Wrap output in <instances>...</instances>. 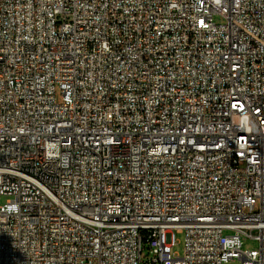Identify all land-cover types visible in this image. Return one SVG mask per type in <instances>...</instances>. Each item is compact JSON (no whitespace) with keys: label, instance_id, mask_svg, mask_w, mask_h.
I'll return each mask as SVG.
<instances>
[{"label":"built area","instance_id":"built-area-1","mask_svg":"<svg viewBox=\"0 0 264 264\" xmlns=\"http://www.w3.org/2000/svg\"><path fill=\"white\" fill-rule=\"evenodd\" d=\"M230 262L264 264V0H0V264Z\"/></svg>","mask_w":264,"mask_h":264},{"label":"rangeland","instance_id":"rangeland-1","mask_svg":"<svg viewBox=\"0 0 264 264\" xmlns=\"http://www.w3.org/2000/svg\"><path fill=\"white\" fill-rule=\"evenodd\" d=\"M214 22L221 23L222 21L219 18H214ZM175 246L173 248V252L177 253L179 256L183 253L184 247V235L182 233H175L174 235ZM241 250L244 252L247 251H257L258 243L257 241L249 238H241ZM149 257L147 251L145 250L142 254L143 260H146ZM229 264H236L235 262H230Z\"/></svg>","mask_w":264,"mask_h":264}]
</instances>
